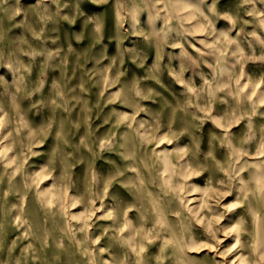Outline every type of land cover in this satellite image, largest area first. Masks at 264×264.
<instances>
[{"label":"rangeland","instance_id":"rangeland-1","mask_svg":"<svg viewBox=\"0 0 264 264\" xmlns=\"http://www.w3.org/2000/svg\"><path fill=\"white\" fill-rule=\"evenodd\" d=\"M135 4L0 0V264H264V0Z\"/></svg>","mask_w":264,"mask_h":264},{"label":"clouds","instance_id":"clouds-1","mask_svg":"<svg viewBox=\"0 0 264 264\" xmlns=\"http://www.w3.org/2000/svg\"><path fill=\"white\" fill-rule=\"evenodd\" d=\"M155 2H156V3H161V2H163V0H155ZM246 2H251V0H246ZM133 6H134V8H135V7H138V6L135 4V0H133ZM93 16H94V18H95L96 24L98 25V24H99V18L96 16L95 13L93 14ZM142 19H143V21H144L146 24H148L149 27L154 28V24H152V23L149 21V17H148V15H144V16H142ZM133 30L135 31V28H133ZM93 31H94V32H98L99 29H98V28H94ZM99 38H100L101 40L104 39V37H103L102 34H100ZM134 45H135V41L132 42V49H131V50H133V51H134ZM104 47L107 48L108 45L105 44ZM121 55H123V53H121ZM142 55H144V53H142ZM18 61H19V57H16V63H17V64H18ZM148 71H152V68H149ZM16 73H19V75H16ZM6 75H9V74H8V73H4L3 75H0V81H3L4 76H6ZM17 80L20 81V85H17V84H16V81H17ZM21 85H23V87H22ZM10 86H15V87H16V93H14V94L11 95V98H12L13 101H14L15 98H16V94H19V93H22V92L25 93V94H27V93H26V89H27L28 85H24V81H23V72L21 71V69H20L19 67H16V68H14V70H13V73H12V75H11V84H10ZM134 90H135L134 87H126V89H125L126 95L129 96V98H131V99H134V97H133V95H132L133 92H134ZM6 91H7V90H6Z\"/></svg>","mask_w":264,"mask_h":264}]
</instances>
